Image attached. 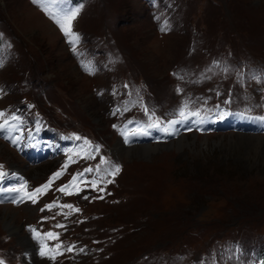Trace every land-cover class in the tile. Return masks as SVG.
<instances>
[{
  "label": "rangeland",
  "instance_id": "1",
  "mask_svg": "<svg viewBox=\"0 0 264 264\" xmlns=\"http://www.w3.org/2000/svg\"><path fill=\"white\" fill-rule=\"evenodd\" d=\"M75 9L73 46L42 0H0V260L264 264V0L54 10ZM117 141L155 149L115 154ZM60 171L35 203L9 191ZM31 229L62 254L41 256Z\"/></svg>",
  "mask_w": 264,
  "mask_h": 264
},
{
  "label": "snow or ice",
  "instance_id": "2",
  "mask_svg": "<svg viewBox=\"0 0 264 264\" xmlns=\"http://www.w3.org/2000/svg\"><path fill=\"white\" fill-rule=\"evenodd\" d=\"M34 2H37V0H34ZM58 3V0H42V7L43 10H45L46 14H48L50 16V18H52L54 20L55 23H57V25L60 27L61 31L69 37L70 42L73 44V46L75 45L76 42L79 41V34L75 33L73 31V21L75 20V18L77 17L80 9H75V10H71L65 14H60L59 12L55 11V7ZM163 30V29H162ZM85 69L91 74L93 72V68L89 65H84ZM227 103V101H226ZM185 107H187V105H185ZM180 116L182 118H187L185 117V111L184 109L180 110ZM190 115L192 116H199L198 112H193L190 113ZM257 119L259 120H264V116L262 117H258ZM169 123H175V121H170ZM153 125H149V127H151ZM156 126H159L158 124ZM0 127H2V125H0ZM115 127V126H114ZM165 131H167V129H165ZM75 139H81V137L79 136H75ZM15 142V141H13ZM85 143H89L87 140H85ZM98 151V148H97ZM69 160H71V157H69ZM3 166H0V168H2ZM64 168H67V164L64 165ZM99 169L97 168V171ZM120 168L119 166H115L114 170L111 172V175H116L120 172ZM86 172H92L93 169L92 168H88L85 169ZM63 174V171L57 172L53 175L52 178H50V180L48 181L47 184L41 186L40 188H37L35 190H33L31 193H28L25 191L26 187H27V183L24 182L20 185V187L18 188H13V189H9V191H13L16 193H23V195L20 197V199L22 200L23 198L27 197L28 199L32 200L33 203L36 202V197L40 194L45 193L48 188L51 186L53 180L59 178L61 175ZM83 174H77V176L73 177V180L67 184V185H63L61 186L58 191L62 192V193H66L71 195L72 191L71 189L74 188L77 184V181L79 180L80 176H82ZM6 176V173H4L3 171H0V179H3ZM109 183H111L112 181H108ZM93 186H95L96 182L92 181ZM5 189L0 188V192H3ZM79 188H76V191H79ZM101 191H103V189H100ZM102 198V197H101ZM85 199H87V197H85ZM13 202H20L17 200H13ZM62 207V208H68V209H72L74 211H79V209L74 208L73 205H69V204H65V205H57L56 202H53L52 204L46 205L45 207L48 208L49 210H51L53 207ZM41 211H43V209H41ZM57 227H63V225H57ZM32 233H33V238L37 239L39 241H41V247H40V255L41 256H49L51 259H55L57 254H62L59 252V249L61 247V245L57 244L55 246L54 249H49L47 248V245H45L43 243L41 234L36 230V229H31ZM47 236V238L49 239H58V234L53 233V232H48L45 234ZM68 251L72 250V247H69L67 249ZM81 251H83V249H81ZM0 264H4V262L2 260H0Z\"/></svg>",
  "mask_w": 264,
  "mask_h": 264
},
{
  "label": "bare ground",
  "instance_id": "3",
  "mask_svg": "<svg viewBox=\"0 0 264 264\" xmlns=\"http://www.w3.org/2000/svg\"><path fill=\"white\" fill-rule=\"evenodd\" d=\"M179 141H183V136L180 137ZM154 149L155 148L152 147L151 145H142L140 147L133 145L126 146L125 144L119 143L118 141L114 145L115 154H120V155H130V154L135 155V154L147 153L150 150H154ZM6 223L10 225V222H6ZM31 248L32 245L30 244L29 247H27V251H30Z\"/></svg>",
  "mask_w": 264,
  "mask_h": 264
}]
</instances>
